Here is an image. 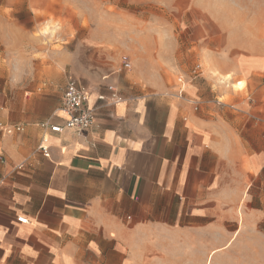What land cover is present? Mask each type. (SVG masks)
Segmentation results:
<instances>
[{"label": "crops", "instance_id": "0c3cea01", "mask_svg": "<svg viewBox=\"0 0 264 264\" xmlns=\"http://www.w3.org/2000/svg\"><path fill=\"white\" fill-rule=\"evenodd\" d=\"M142 1L159 29L130 41L185 35L195 67L151 90L99 52L75 78L94 111L84 131L40 127L65 122L61 68L59 86L1 106L23 131L0 128V264H209L238 219L263 248L264 0Z\"/></svg>", "mask_w": 264, "mask_h": 264}, {"label": "rangeland", "instance_id": "374dc122", "mask_svg": "<svg viewBox=\"0 0 264 264\" xmlns=\"http://www.w3.org/2000/svg\"><path fill=\"white\" fill-rule=\"evenodd\" d=\"M161 14L142 0H0V110L27 92L59 86L55 68H61L65 85L71 75L80 81L79 73L95 67L105 51L122 68L127 58L129 70L151 90L175 84L196 65L185 35L179 43L130 41L159 29ZM241 225L240 219L231 221L232 245L209 264H264V245L254 235L239 234Z\"/></svg>", "mask_w": 264, "mask_h": 264}, {"label": "built area", "instance_id": "2783aa9c", "mask_svg": "<svg viewBox=\"0 0 264 264\" xmlns=\"http://www.w3.org/2000/svg\"><path fill=\"white\" fill-rule=\"evenodd\" d=\"M123 68L131 69V64L127 58H123ZM179 91L176 96L179 99L184 98L185 81L183 78H178ZM109 91L114 93L112 87L108 88ZM116 98V96H113ZM104 96H100L99 100H104ZM118 100L120 98L117 97ZM60 112L65 116V122L63 125L52 126L50 122L45 121L40 124V127L44 131H50L52 133H62L66 129H74L77 131H84L92 127L94 123V111L89 107V94L83 86H81L74 76L67 78L66 88L63 94ZM0 128L7 134H14L16 132H22V127H9L0 124ZM39 150L45 157L50 156V148L48 146V138L43 137L39 146ZM24 165L21 164L16 167V170H22ZM18 221L22 224H27L28 220L25 217L18 218Z\"/></svg>", "mask_w": 264, "mask_h": 264}]
</instances>
